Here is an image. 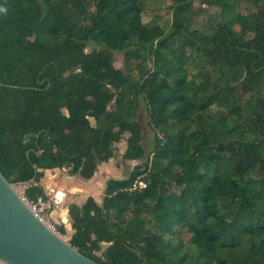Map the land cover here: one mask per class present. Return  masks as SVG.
<instances>
[{"label": "trees", "instance_id": "1", "mask_svg": "<svg viewBox=\"0 0 264 264\" xmlns=\"http://www.w3.org/2000/svg\"><path fill=\"white\" fill-rule=\"evenodd\" d=\"M171 1L165 28L144 0H0V170L47 200V169L90 179L128 131L141 162L101 204H69L73 246L101 264H264V0H203L219 9L201 27L194 0ZM204 60L214 74L190 77Z\"/></svg>", "mask_w": 264, "mask_h": 264}, {"label": "rangeland", "instance_id": "2", "mask_svg": "<svg viewBox=\"0 0 264 264\" xmlns=\"http://www.w3.org/2000/svg\"><path fill=\"white\" fill-rule=\"evenodd\" d=\"M145 1V11L143 13V20L145 22H158L163 25L165 28H169L172 23V11L170 10L171 0H144ZM194 6L197 10L193 17V26L194 27H201V21H203L206 17L207 12L209 9L211 11L218 10V7H209L207 3H204L203 0H194ZM232 26L236 29L241 28V23L239 20H236L232 23ZM108 47L100 44H96L90 42L87 44L86 50H106ZM115 58V66L125 68V59L124 53L119 51L112 52ZM199 67L204 69L210 70L211 73L214 74L213 67L206 60L200 62L198 65L194 64L190 67V77L193 74H196L199 70ZM138 119L143 125L144 131V140L143 144L147 146L148 151L153 146V131L149 127V115H148V108L145 100L142 99L140 111L138 113ZM91 124L95 125L96 121L93 117L90 118ZM127 136L124 133V137L121 141L114 144L115 146V155L111 157L108 161L102 162L97 168V174L95 173V177L90 179H84L79 175H73L69 172V166L65 165L61 167V172L66 177H62L61 172L58 174H54L52 178L54 181L52 182V186L48 183L45 186V190L48 195V199H42V212L41 215L46 223L50 224L54 229L57 230V227L60 225H64L66 228L65 223L62 221L63 217L66 212V200L67 198H72V202L82 203L87 200L89 196H93L98 203H102L104 197V191L106 187V183L110 178H125L133 169V167L141 162V160H125L123 158V154L127 148ZM109 164V166H108ZM47 176L44 175L41 181L46 180ZM67 180V182H66ZM26 185L18 186L19 191L24 195V188ZM63 186V188H61ZM67 186H73L74 191H71L67 188ZM54 189L57 190L56 194L59 191L63 192L61 199H58L53 194L55 193ZM63 200L58 203V200ZM65 202V203H64ZM69 211V210H68ZM69 214V213H68ZM66 216V215H65ZM70 220V221H69ZM71 222V218L68 217L67 224ZM66 234H62L64 237H67L69 240L71 238V231L72 229L70 226H67ZM107 243H103L102 249L106 248Z\"/></svg>", "mask_w": 264, "mask_h": 264}, {"label": "water", "instance_id": "3", "mask_svg": "<svg viewBox=\"0 0 264 264\" xmlns=\"http://www.w3.org/2000/svg\"><path fill=\"white\" fill-rule=\"evenodd\" d=\"M33 181H10L0 170V264H101L34 212L18 189Z\"/></svg>", "mask_w": 264, "mask_h": 264}, {"label": "crops", "instance_id": "4", "mask_svg": "<svg viewBox=\"0 0 264 264\" xmlns=\"http://www.w3.org/2000/svg\"><path fill=\"white\" fill-rule=\"evenodd\" d=\"M108 166H109V164H108ZM61 172V169L59 168V167H57V168H52V169H47L46 171H45V175L47 176V179L46 180H42L41 181V184L43 185V187H45V186H49V185H47L48 183L51 185V187H53L52 186V182L54 181V178H52V176L54 175V174H58V173H60ZM61 174H62V177H63V179H64V177H66L67 175H65V174H63L62 172H61ZM96 174H97V172H96ZM93 177H95V175L93 176ZM65 180V179H64ZM87 180V179H86ZM66 182H67V180H66ZM61 188H63V186H61ZM67 188L68 189H70L71 191H74V188H73V186L71 187V186H67ZM54 191H55V193L53 194L55 197H57L58 199H61V197L62 196H60L59 195V192H62V191H59L58 190V193H57V196H56V192H57V190L56 189H54ZM62 195H63V192H62ZM64 198H62V200H58V203L59 202H61V201H65V200H63ZM72 202V198L70 197V198H67V200H66V206H67V208H66V212L64 213L65 215L64 216H62L63 217V222L65 223V225H66V229L68 228L67 226L69 225L70 226V228L71 229H73L72 228V224H71V222H69L68 224H67V219H68V217H70L69 216V214H68V206H69V204ZM85 202V201H84ZM84 202H82V203H84ZM65 203V202H64ZM82 203H78L79 205L80 204H82ZM70 221V220H69ZM73 234V230L71 231V235Z\"/></svg>", "mask_w": 264, "mask_h": 264}, {"label": "built area", "instance_id": "5", "mask_svg": "<svg viewBox=\"0 0 264 264\" xmlns=\"http://www.w3.org/2000/svg\"><path fill=\"white\" fill-rule=\"evenodd\" d=\"M146 181L143 180L142 178H138L132 185V189H140V188H144L146 187ZM28 201V200H27ZM29 204L32 206L34 212L43 219L41 212H42V208L40 205H42V198H39L37 202H30L28 201ZM44 220V219H43ZM45 221V220H44ZM46 222V221H45ZM54 228V227H53Z\"/></svg>", "mask_w": 264, "mask_h": 264}, {"label": "clouds", "instance_id": "6", "mask_svg": "<svg viewBox=\"0 0 264 264\" xmlns=\"http://www.w3.org/2000/svg\"><path fill=\"white\" fill-rule=\"evenodd\" d=\"M0 13H7V8L4 7L3 5H0Z\"/></svg>", "mask_w": 264, "mask_h": 264}, {"label": "bare ground", "instance_id": "7", "mask_svg": "<svg viewBox=\"0 0 264 264\" xmlns=\"http://www.w3.org/2000/svg\"><path fill=\"white\" fill-rule=\"evenodd\" d=\"M59 195L62 196V192H59ZM56 196H57V194H56Z\"/></svg>", "mask_w": 264, "mask_h": 264}]
</instances>
